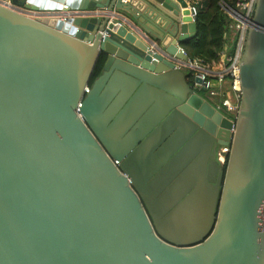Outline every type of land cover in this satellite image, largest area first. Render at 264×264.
Here are the masks:
<instances>
[{
  "label": "water",
  "instance_id": "water-1",
  "mask_svg": "<svg viewBox=\"0 0 264 264\" xmlns=\"http://www.w3.org/2000/svg\"><path fill=\"white\" fill-rule=\"evenodd\" d=\"M7 1L0 264H264V0L234 119L180 67L194 3Z\"/></svg>",
  "mask_w": 264,
  "mask_h": 264
},
{
  "label": "built area",
  "instance_id": "built-area-1",
  "mask_svg": "<svg viewBox=\"0 0 264 264\" xmlns=\"http://www.w3.org/2000/svg\"><path fill=\"white\" fill-rule=\"evenodd\" d=\"M256 1L228 0L221 3L222 9L232 19L231 30L239 33V40L234 54L230 56L222 55L221 59L224 62V66L219 71L213 69L215 61L205 63L199 58H188L180 64V67L189 69L200 77L202 85L206 88L213 105L222 112L226 111L234 115V118L237 115L242 98L240 63L244 40L254 14ZM195 12L197 13L196 9ZM86 91H89L88 87ZM230 149V145L219 147L217 158L221 165H226Z\"/></svg>",
  "mask_w": 264,
  "mask_h": 264
},
{
  "label": "trees",
  "instance_id": "trees-1",
  "mask_svg": "<svg viewBox=\"0 0 264 264\" xmlns=\"http://www.w3.org/2000/svg\"><path fill=\"white\" fill-rule=\"evenodd\" d=\"M190 1L194 3L197 10L195 15L197 32L194 38L186 40L183 44L189 58H199L205 63H212L224 54L227 56L234 54L239 33L231 30L232 19L221 7V3L228 0ZM105 60L106 55L102 53L95 65L91 84L102 73ZM223 113L234 119V115L226 111Z\"/></svg>",
  "mask_w": 264,
  "mask_h": 264
},
{
  "label": "crops",
  "instance_id": "crops-1",
  "mask_svg": "<svg viewBox=\"0 0 264 264\" xmlns=\"http://www.w3.org/2000/svg\"><path fill=\"white\" fill-rule=\"evenodd\" d=\"M188 1H190V0H188ZM6 2L8 3V1L6 0ZM191 2V1H190ZM193 3V2H192ZM28 14H30V15H41V13L40 12H27ZM224 56V55H223ZM222 58V57H221ZM219 59V60H217V61H215L216 63H215V65H214V67H213V69L215 70V71H219L223 66H224V62H223V60L222 59ZM228 84V83H227ZM216 100V99H215ZM214 100V101H215Z\"/></svg>",
  "mask_w": 264,
  "mask_h": 264
},
{
  "label": "rangeland",
  "instance_id": "rangeland-1",
  "mask_svg": "<svg viewBox=\"0 0 264 264\" xmlns=\"http://www.w3.org/2000/svg\"><path fill=\"white\" fill-rule=\"evenodd\" d=\"M187 70H188V69H187ZM204 95H205V97H206L207 99L211 100V98H210V96H209V94H208L207 91L204 92Z\"/></svg>",
  "mask_w": 264,
  "mask_h": 264
},
{
  "label": "flooded vegetation",
  "instance_id": "flooded-vegetation-1",
  "mask_svg": "<svg viewBox=\"0 0 264 264\" xmlns=\"http://www.w3.org/2000/svg\"><path fill=\"white\" fill-rule=\"evenodd\" d=\"M218 150H219V148H218ZM217 153H218V151H217Z\"/></svg>",
  "mask_w": 264,
  "mask_h": 264
}]
</instances>
